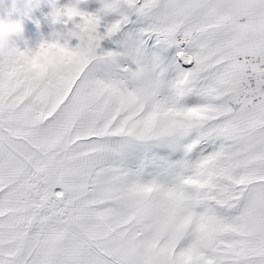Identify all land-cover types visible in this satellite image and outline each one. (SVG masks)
Returning <instances> with one entry per match:
<instances>
[{"label":"snow or ice","instance_id":"obj_1","mask_svg":"<svg viewBox=\"0 0 264 264\" xmlns=\"http://www.w3.org/2000/svg\"><path fill=\"white\" fill-rule=\"evenodd\" d=\"M46 19L0 45V264H264V0Z\"/></svg>","mask_w":264,"mask_h":264},{"label":"clouds","instance_id":"obj_2","mask_svg":"<svg viewBox=\"0 0 264 264\" xmlns=\"http://www.w3.org/2000/svg\"><path fill=\"white\" fill-rule=\"evenodd\" d=\"M7 0H0V11L6 9ZM32 0H13L12 12L18 15H24L31 8ZM8 12L3 18H0V45L7 43L13 38L23 40V23L21 20H12ZM55 26V25H53ZM53 35V34H52ZM52 37V36H51ZM74 52L71 48L61 42L59 36L54 41H50L48 46L38 51L31 61V70L34 72L43 71L51 62L60 59H71Z\"/></svg>","mask_w":264,"mask_h":264},{"label":"rangeland","instance_id":"obj_3","mask_svg":"<svg viewBox=\"0 0 264 264\" xmlns=\"http://www.w3.org/2000/svg\"><path fill=\"white\" fill-rule=\"evenodd\" d=\"M70 0H32L31 8L24 15L12 12L13 0H7L6 9L12 12V20H21L23 23V40L21 44L27 42L30 46H35L40 41L50 39L54 31H58V26L51 25L46 19L54 7L67 5ZM36 21H39L37 26Z\"/></svg>","mask_w":264,"mask_h":264}]
</instances>
